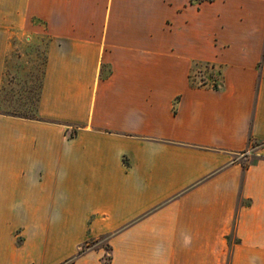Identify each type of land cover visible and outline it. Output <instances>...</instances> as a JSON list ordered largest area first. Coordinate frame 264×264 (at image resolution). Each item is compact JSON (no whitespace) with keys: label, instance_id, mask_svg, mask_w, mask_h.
<instances>
[{"label":"crops","instance_id":"0c3cea01","mask_svg":"<svg viewBox=\"0 0 264 264\" xmlns=\"http://www.w3.org/2000/svg\"><path fill=\"white\" fill-rule=\"evenodd\" d=\"M38 35L34 115L0 112V264H264V0H0V107Z\"/></svg>","mask_w":264,"mask_h":264},{"label":"rangeland","instance_id":"374dc122","mask_svg":"<svg viewBox=\"0 0 264 264\" xmlns=\"http://www.w3.org/2000/svg\"><path fill=\"white\" fill-rule=\"evenodd\" d=\"M13 42L14 46L10 51L4 72V84L1 92L4 103L0 107V112L8 115L31 117L34 115L35 100L42 72L45 38L38 35L31 42L20 43L14 40ZM262 64H264V53ZM197 70L211 74L212 83H216L217 68L211 69L208 65L198 64ZM198 80L199 82L204 81L203 78ZM256 146L253 154L245 153L242 156L247 157V159L249 157V161L264 158V151L260 150L264 145L257 144ZM257 152L258 154H254ZM96 244L104 248L107 247L105 239H101Z\"/></svg>","mask_w":264,"mask_h":264},{"label":"trees","instance_id":"16d2710c","mask_svg":"<svg viewBox=\"0 0 264 264\" xmlns=\"http://www.w3.org/2000/svg\"><path fill=\"white\" fill-rule=\"evenodd\" d=\"M89 244H87L86 246H88ZM84 249H81L78 251V254H80L81 251H83ZM65 264H68V263H65Z\"/></svg>","mask_w":264,"mask_h":264}]
</instances>
